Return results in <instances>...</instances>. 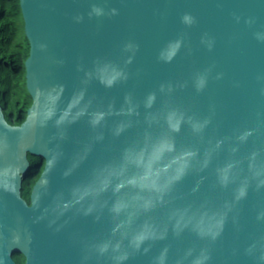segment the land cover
I'll return each mask as SVG.
<instances>
[{"label": "water", "instance_id": "95a60500", "mask_svg": "<svg viewBox=\"0 0 264 264\" xmlns=\"http://www.w3.org/2000/svg\"><path fill=\"white\" fill-rule=\"evenodd\" d=\"M18 3L0 264H264V0Z\"/></svg>", "mask_w": 264, "mask_h": 264}, {"label": "trees", "instance_id": "16d2710c", "mask_svg": "<svg viewBox=\"0 0 264 264\" xmlns=\"http://www.w3.org/2000/svg\"><path fill=\"white\" fill-rule=\"evenodd\" d=\"M23 20L18 0H0V102L4 104L6 118L19 124L26 116L31 98L24 81V60L28 56L29 42L25 35L19 37ZM32 163L39 162L37 156L28 155ZM35 170L24 178L21 195L29 201ZM17 264H24V257L13 256Z\"/></svg>", "mask_w": 264, "mask_h": 264}, {"label": "flooded vegetation", "instance_id": "af4514ba", "mask_svg": "<svg viewBox=\"0 0 264 264\" xmlns=\"http://www.w3.org/2000/svg\"><path fill=\"white\" fill-rule=\"evenodd\" d=\"M43 166V161H39L38 164L34 167V170L36 172L35 174V178L38 176V174L40 173L41 169Z\"/></svg>", "mask_w": 264, "mask_h": 264}, {"label": "rangeland", "instance_id": "374dc122", "mask_svg": "<svg viewBox=\"0 0 264 264\" xmlns=\"http://www.w3.org/2000/svg\"><path fill=\"white\" fill-rule=\"evenodd\" d=\"M19 33H20V35H19L20 38H21L23 35H25V32H24V26H23V28L19 31ZM24 61H25V60H24ZM23 77H24V81H25V73H24ZM25 86H26V85H25Z\"/></svg>", "mask_w": 264, "mask_h": 264}]
</instances>
